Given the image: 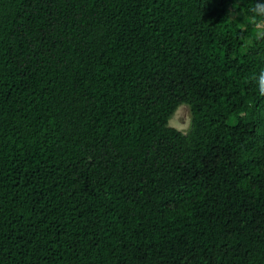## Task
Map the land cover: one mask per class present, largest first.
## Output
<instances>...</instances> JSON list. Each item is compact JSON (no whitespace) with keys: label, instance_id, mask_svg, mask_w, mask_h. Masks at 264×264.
Wrapping results in <instances>:
<instances>
[{"label":"trees","instance_id":"16d2710c","mask_svg":"<svg viewBox=\"0 0 264 264\" xmlns=\"http://www.w3.org/2000/svg\"><path fill=\"white\" fill-rule=\"evenodd\" d=\"M257 4L0 0V264H264Z\"/></svg>","mask_w":264,"mask_h":264},{"label":"clouds","instance_id":"9594fccd","mask_svg":"<svg viewBox=\"0 0 264 264\" xmlns=\"http://www.w3.org/2000/svg\"><path fill=\"white\" fill-rule=\"evenodd\" d=\"M253 11L264 15V4H257L256 7L253 9ZM257 81L259 84V93L261 95H264V69H261ZM179 115H180V107L179 105L173 110L172 114L168 118V123L171 126H174L177 130H183L187 128L188 126V121L187 118H185V122L181 123L179 120Z\"/></svg>","mask_w":264,"mask_h":264},{"label":"rangeland","instance_id":"374dc122","mask_svg":"<svg viewBox=\"0 0 264 264\" xmlns=\"http://www.w3.org/2000/svg\"><path fill=\"white\" fill-rule=\"evenodd\" d=\"M180 107V115H179V120L181 123H184L185 122V118H187V121H188V126L187 128L183 129L182 131H187L189 126H190V122H191V111H190V108L187 104H181L179 105Z\"/></svg>","mask_w":264,"mask_h":264}]
</instances>
